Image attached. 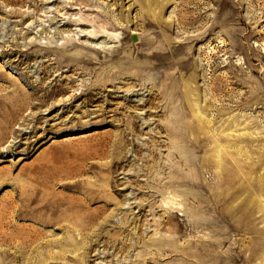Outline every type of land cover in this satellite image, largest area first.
Segmentation results:
<instances>
[{
  "label": "rangeland",
  "instance_id": "obj_1",
  "mask_svg": "<svg viewBox=\"0 0 264 264\" xmlns=\"http://www.w3.org/2000/svg\"><path fill=\"white\" fill-rule=\"evenodd\" d=\"M14 229L62 264H264V0H0V260Z\"/></svg>",
  "mask_w": 264,
  "mask_h": 264
},
{
  "label": "bare ground",
  "instance_id": "obj_2",
  "mask_svg": "<svg viewBox=\"0 0 264 264\" xmlns=\"http://www.w3.org/2000/svg\"><path fill=\"white\" fill-rule=\"evenodd\" d=\"M82 6V4H80ZM80 15L74 19V22L77 26L85 25L91 28L89 31L86 32V36L90 39L96 40V39H105V40H112V39H118L119 34L118 33H111L109 32L106 28L100 26H94V20L92 18H84L82 17L81 13L82 11L78 12ZM84 32V31H83ZM77 41V38H69L67 40V43H72ZM63 45V44H62ZM198 111V110H197ZM56 207V205L51 202L48 204L44 209L40 210L39 212H48L49 210L53 209ZM17 229H14L11 233H7L5 235V240L7 242V250L4 252V259L0 260V264H13L17 260H22L23 264H62L56 260H54L56 257H53V255L50 254V251L55 247L58 243V245H61L63 241H55L53 243H46L45 245L39 247H32L31 244H29L27 241H22L17 244L13 243L14 239V231ZM21 229H18L15 233H20ZM73 242L72 238H69L66 243L70 244ZM62 247V246H61ZM92 246L87 249L91 250ZM64 252V251H62ZM86 252V253H87ZM44 253H47L48 256H44ZM63 254V253H61ZM71 258V257H69ZM72 259V258H71Z\"/></svg>",
  "mask_w": 264,
  "mask_h": 264
}]
</instances>
